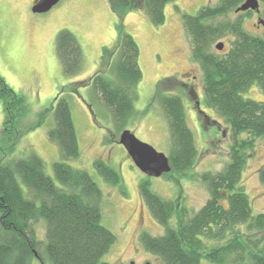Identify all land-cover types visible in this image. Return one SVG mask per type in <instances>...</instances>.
I'll use <instances>...</instances> for the list:
<instances>
[{
    "label": "trees",
    "instance_id": "1",
    "mask_svg": "<svg viewBox=\"0 0 264 264\" xmlns=\"http://www.w3.org/2000/svg\"><path fill=\"white\" fill-rule=\"evenodd\" d=\"M176 1L107 0L110 11L120 20L118 41L112 50L104 51L99 69L85 87L92 89L109 113L116 136L140 116L134 101L142 78L138 45L124 30L122 19L128 12L142 10L158 27L165 22L166 5ZM243 2L218 0L201 7L194 16L181 15L191 59L201 70L200 104L221 118L229 130L228 159L221 170L193 171L199 153L186 123L183 100L164 94L161 80L155 87L153 100L167 120L170 141L167 158L171 170L163 176L199 180L208 193L205 204L189 215L178 199L161 197L148 180L139 182L140 198L164 232L160 236L141 232L138 240L163 264H200L202 259L211 264H264V213L253 214L249 197L240 186L248 153L254 151L255 141L264 137V102L243 97L251 87L264 95V38L246 31L240 18L221 20L231 12L250 16V10L234 12ZM258 3L264 17V0ZM175 9L179 12L177 6ZM225 37L231 38L228 50L222 55L213 53V42ZM56 50L64 74L76 75L80 48L68 30L57 34ZM78 88L68 85L51 106L54 126L48 138L57 145L62 158L52 165L56 185L45 174L37 155L9 158L21 135L40 126L47 110L38 114L35 124L24 127L28 112L25 99L0 77L4 113L0 130V264H109L102 258L115 244L116 236L101 224L102 192L87 171L65 162L79 158V147L63 93H77ZM105 141L109 142L107 138ZM93 166L106 184L124 194L114 168L100 159ZM259 178L264 183V167ZM173 217L174 225L170 224ZM40 221L45 225L42 240L33 227Z\"/></svg>",
    "mask_w": 264,
    "mask_h": 264
},
{
    "label": "rangeland",
    "instance_id": "2",
    "mask_svg": "<svg viewBox=\"0 0 264 264\" xmlns=\"http://www.w3.org/2000/svg\"><path fill=\"white\" fill-rule=\"evenodd\" d=\"M30 1L0 0V77L25 99L28 112L22 122L24 127L35 124L40 112L47 110V113L40 126L21 135L9 158L37 155L44 163L45 174L59 185L52 165L62 158L57 145L48 138V132L54 126L51 106L54 98L68 85L79 87L77 93H63L69 104L79 147V158L65 162L73 168L87 171L102 192L101 224L116 236L115 244L102 260L109 264H163L157 256L146 252L138 240L141 232L154 236L164 232L144 206L138 192L139 182L148 180L151 189L161 197L178 199L189 215L205 204L208 198L206 187L196 179L190 181L173 175L151 177L141 173L118 143L119 135L113 134L109 113L95 98L92 89L85 87L87 80L99 69L104 51L112 50L118 41L120 20L110 11L107 0H60L48 12L41 14L31 11ZM217 2L178 0L168 3L164 9L165 22L158 27L152 25L142 10L128 12L122 19L124 30L138 45V65L142 72L134 101V109L140 116L126 130L157 152L168 155L167 120L158 102L153 100L156 84L163 81L160 89L164 94L178 95L183 100L186 123L194 135L199 153L193 170L198 174L219 171L226 164L229 130L212 110L200 104V109L205 112L200 114L195 107L196 101L201 103L202 75L199 65L191 59L190 43L181 15L194 16L201 7ZM257 17L264 21L262 14L254 12L248 17L231 12L221 20L240 18L246 31L264 38V26ZM63 29L75 37L80 48V70L74 76L64 74L57 56L56 38ZM230 40V37L216 40L211 51L224 54ZM220 42L224 46L218 51L215 46ZM243 97L264 102V95L256 87H251ZM3 118L0 100V130ZM97 159L119 173L124 194L118 187L106 184L96 172L93 162ZM263 167L264 137L257 139L254 151L248 153L240 182L249 197L253 214L264 213V183L259 178V170ZM170 224H175L174 217ZM44 226L43 221L33 225L41 240ZM200 264L211 263L202 259Z\"/></svg>",
    "mask_w": 264,
    "mask_h": 264
},
{
    "label": "water",
    "instance_id": "3",
    "mask_svg": "<svg viewBox=\"0 0 264 264\" xmlns=\"http://www.w3.org/2000/svg\"><path fill=\"white\" fill-rule=\"evenodd\" d=\"M58 2L59 0H39L31 7V11L38 14L45 13ZM248 10L258 12V0H244L234 12L239 13ZM260 23L264 25L262 21ZM223 46V43L220 42L216 44L215 49L221 51ZM118 143L124 147L133 165L141 173L151 177H160L170 172L171 168L167 156L157 152L152 146L139 141L131 131L123 130L119 134Z\"/></svg>",
    "mask_w": 264,
    "mask_h": 264
},
{
    "label": "flooded vegetation",
    "instance_id": "4",
    "mask_svg": "<svg viewBox=\"0 0 264 264\" xmlns=\"http://www.w3.org/2000/svg\"><path fill=\"white\" fill-rule=\"evenodd\" d=\"M37 1H39V0H31V1H30V5H31V7H32ZM59 1H60V0H59ZM253 12L256 13V14H258V15L260 14V11H258V12L252 11V13H253ZM34 14H38V13H34ZM257 19H258L259 21H261L259 17H257ZM195 107L198 109L199 113L201 114L202 110L200 109V102H199V101H196V102H195Z\"/></svg>",
    "mask_w": 264,
    "mask_h": 264
}]
</instances>
